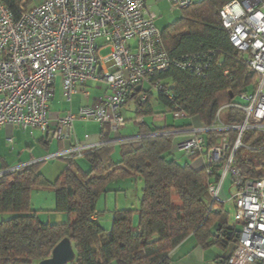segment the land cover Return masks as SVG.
I'll use <instances>...</instances> for the list:
<instances>
[{"label": "trees", "instance_id": "obj_1", "mask_svg": "<svg viewBox=\"0 0 264 264\" xmlns=\"http://www.w3.org/2000/svg\"><path fill=\"white\" fill-rule=\"evenodd\" d=\"M236 1L244 0H193L189 8L181 10L180 19L162 31L171 59L202 56L203 64L211 62L204 76L173 67L154 77V82L175 99L172 103L164 93L156 91L157 102L171 113L177 105L187 119L198 118L202 127L214 125L221 109L237 104L241 94L256 88L257 77L248 67V57L231 44L220 16L227 5ZM4 2L16 18L32 5L27 0ZM209 53L214 55L205 60ZM142 93H136L137 118L152 117L153 92H148L145 100ZM130 101L131 97L126 105ZM243 118V113L230 108L221 114L227 125H239ZM190 128L191 125H142L139 138L121 144V160L116 163L114 146L108 143L110 127L106 126L104 144L84 157L88 170H83L76 160H67L65 171L54 183L41 173V162L0 176V217L12 216L0 219V264H39L49 259L65 239L71 241L76 253L70 264H170L172 252L190 236L202 248L216 244L224 250L232 247L233 253L240 229L227 222L224 204L213 203L209 195V184L223 167H214L213 175H209L205 167L182 164L174 155L175 135H166ZM224 137L226 134H207V148L217 146ZM237 137V133L229 134L232 143ZM242 143L253 149L237 153L244 178L264 179V135L246 133ZM127 178H139L145 183L137 229L134 211L119 210L114 213L112 228L106 230L95 218L98 200L110 192L107 187L111 182ZM43 188L54 190L55 212L67 215L68 222L44 223L32 210V192ZM232 253L221 262L228 264Z\"/></svg>", "mask_w": 264, "mask_h": 264}, {"label": "built area", "instance_id": "obj_2", "mask_svg": "<svg viewBox=\"0 0 264 264\" xmlns=\"http://www.w3.org/2000/svg\"><path fill=\"white\" fill-rule=\"evenodd\" d=\"M27 1H32V5L16 18L0 0V128L11 126L31 135L40 132L49 139L71 143L70 150L51 158L77 160L99 147L78 142L74 128L77 120L95 121L103 128L109 126L112 132H120L127 125L122 109L138 87L164 93L175 103L172 94L154 82L155 75L176 67L204 76L211 64H203L202 56L169 57L162 31L156 26L158 16L148 9V0ZM166 1L172 13L193 3ZM220 16L231 44L248 57V67L257 77L256 88L241 94L237 104L221 109L211 127L166 135L190 134L175 149L189 158L201 159L209 175H213L214 167H223L218 178L209 184L213 203H222L225 181L232 178V200L241 230L228 264H264V179H245L237 158L239 150L253 151L242 143L246 133L264 135V0L233 2ZM106 49L110 53L102 57L101 52ZM213 55H205V60ZM58 79L68 102L77 95L78 88L90 82H105L109 94L95 107H83L77 115L69 113L53 119L50 103ZM228 108L243 113L241 124L222 122L221 114ZM172 112L177 118L185 117L177 105ZM209 133L226 137L208 149ZM230 133L238 134L235 143L231 142Z\"/></svg>", "mask_w": 264, "mask_h": 264}, {"label": "crops", "instance_id": "obj_3", "mask_svg": "<svg viewBox=\"0 0 264 264\" xmlns=\"http://www.w3.org/2000/svg\"><path fill=\"white\" fill-rule=\"evenodd\" d=\"M149 2L150 0L147 1L148 9L150 4ZM95 83L98 84V82ZM95 83L90 82L86 86L78 88L77 95L74 96L71 102H68L63 96L61 79H58L55 85L54 98L50 103V113L52 115V118L56 119V117L58 116L61 117L69 113L77 115L83 107H95L99 105L104 97L109 94V88L104 82L106 84V89L102 93V90L99 87H95ZM92 91H95L97 93L100 92V94H98L97 97H91ZM141 91L143 92L141 96H146L150 91L153 92V112L155 113V115L152 117L137 118L139 97L136 98V93L138 94ZM156 93L157 92L154 89H150L146 86L135 90V92L131 95V101L122 109V114L127 122L126 127L120 132H112L110 129L111 140L108 143L114 146L113 160L116 163H119L121 160V144L124 141L139 138V129L142 125H147L150 128H160L173 125H191V129L202 128V126L195 128L186 117H175L168 108L157 102ZM128 110L130 111V114L132 113L131 120L126 117ZM53 124L55 125V121L53 122ZM74 128L76 138L80 144L85 146H101L102 144H104L102 140L104 139V134L106 133L101 124L95 121L77 120L75 122ZM180 136L185 137L180 140L179 145L183 143V141H186L191 137V135L187 133L181 134ZM71 146L72 145L70 142L49 139L46 135L40 132H35L34 135H31L28 131H24L22 129L14 128L11 126H4L0 128V171L4 169H16L14 167L18 163L22 166H28L34 163L41 162L42 169L43 164L45 163V159H61L66 163L67 166L66 159L51 157L70 150ZM116 152L120 153V156ZM174 155L178 161L182 162V160H186L196 169H201L203 167L201 159L197 158L193 160L180 150L175 149ZM81 161L86 163V168H84V165L83 163H81ZM76 163L81 168L83 167V170L89 169V164L86 160L84 161V158L82 160H76ZM61 175L62 173L60 174V176ZM122 189L123 188H121L119 192H122ZM122 210L127 209L124 208ZM41 218L44 223H48L51 225L63 224L68 222L69 220V218L65 214H59L58 216L52 215L49 220H46L45 217L43 219L42 216ZM95 218L99 219V215L96 214ZM234 225L238 224L236 223ZM137 226L138 225L134 224V229H137ZM238 229L241 230L239 225ZM106 230L110 229L106 228ZM231 253L232 247H230L228 250H224L220 245L216 244L210 245L208 248H202L198 245L196 238L194 236H190L172 252L170 264H223L221 260L223 258H227Z\"/></svg>", "mask_w": 264, "mask_h": 264}, {"label": "rangeland", "instance_id": "obj_4", "mask_svg": "<svg viewBox=\"0 0 264 264\" xmlns=\"http://www.w3.org/2000/svg\"><path fill=\"white\" fill-rule=\"evenodd\" d=\"M195 2H199L200 0H194ZM40 1L37 0V3ZM149 9L151 12H154L158 19L156 21V26L161 30H165L168 26L175 23L181 17V11L175 10L173 13L171 12V5L165 0H150L149 2ZM110 53L109 49L103 50L101 52V56L105 57ZM95 83V82H92ZM95 87H99L102 90V93L106 89V84L104 82L95 83ZM100 94L92 91L91 97H97ZM127 111L126 117L130 120L132 119V113ZM190 123L196 128L201 127V123L198 118L189 120ZM182 123V122H181ZM76 134V133H75ZM185 137V136H184ZM184 137L177 135L174 136V144L177 147ZM68 142V141H65ZM184 142V141H183ZM119 156L120 153L116 152ZM115 153V154H116ZM84 158V157H83ZM79 158V159H83ZM77 159V160H79ZM86 159L84 158V161ZM83 163L84 168H86V163ZM182 164H186V160H182ZM22 167L19 163L14 167ZM66 163L61 159L56 160H48L45 159V163L41 169V173L45 176V178L54 183L58 179L61 173L65 171ZM83 169V167H82ZM86 170V169H84ZM133 179V180H132ZM232 179L229 176L224 184V192L222 195V203L224 204V215L229 222V224L234 225L237 223L236 221V207L235 203L232 200V197L235 193V190L232 186ZM145 183L142 179L136 178H127L123 180H116L111 182L107 189L108 193L102 194L97 203V214L99 215V220L102 226L108 229H111L113 226V216L116 211L122 210L126 208L127 210L134 211L133 216V224L138 225L139 222V209L141 205L143 189ZM123 188L122 192H119L120 189ZM139 205V206H138ZM31 207L34 212H38V216L40 217L41 221L44 222L41 216L45 217L46 220H49L52 215L58 216L59 214L55 212L56 210V203H55V192L53 189L43 188V189H35L31 195ZM12 218L11 215H3L0 219L8 220ZM105 228V229H106Z\"/></svg>", "mask_w": 264, "mask_h": 264}, {"label": "water", "instance_id": "obj_5", "mask_svg": "<svg viewBox=\"0 0 264 264\" xmlns=\"http://www.w3.org/2000/svg\"><path fill=\"white\" fill-rule=\"evenodd\" d=\"M138 87L136 90L140 89ZM76 259L75 249L69 239L60 242L53 250L49 259L40 262L39 264H70Z\"/></svg>", "mask_w": 264, "mask_h": 264}]
</instances>
